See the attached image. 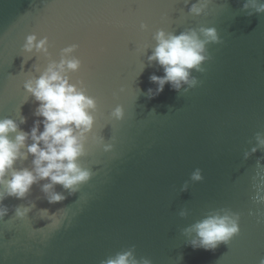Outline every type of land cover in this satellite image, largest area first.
Returning a JSON list of instances; mask_svg holds the SVG:
<instances>
[{
	"label": "water",
	"instance_id": "obj_1",
	"mask_svg": "<svg viewBox=\"0 0 264 264\" xmlns=\"http://www.w3.org/2000/svg\"><path fill=\"white\" fill-rule=\"evenodd\" d=\"M51 2L0 0V119L26 118L20 128L30 132L38 102L24 84L75 46L81 67L67 74L98 102L78 160L92 175L72 193L55 185L67 197L56 204L42 190L47 179L25 199H5L0 264H101L129 249L152 264H260L264 148L255 137L264 133V12L245 9L250 0H205L197 16L190 8L200 0H150L152 14L121 30L61 10L55 23L64 36L49 39L47 55L25 51L27 36L49 35L38 21ZM201 28L217 29L220 42L208 43L209 59L192 70L196 86L176 91L166 84L150 98L148 90L157 87L150 77L164 75L148 59L155 33ZM84 35L90 36L87 55L77 45ZM117 106L123 119L112 116ZM32 160L29 154L15 168L31 170ZM197 169L200 181L192 180ZM17 207L30 211L20 218ZM226 212L238 218V234L215 250L194 249L198 237L185 230Z\"/></svg>",
	"mask_w": 264,
	"mask_h": 264
},
{
	"label": "clouds",
	"instance_id": "obj_2",
	"mask_svg": "<svg viewBox=\"0 0 264 264\" xmlns=\"http://www.w3.org/2000/svg\"><path fill=\"white\" fill-rule=\"evenodd\" d=\"M250 5L256 12H264V0H250V3H245L244 8L247 9ZM206 6L205 0H200L192 4L190 12L193 15H202ZM154 39L156 46L148 59L150 62L158 63L163 68L164 75L150 77L157 85L155 89L148 90L150 98L162 93L166 84H170L176 91L184 89L185 85L189 88L196 86L197 80L192 77V70H202V63L209 59L207 44L220 42L215 28H201L199 33L193 29L179 35L160 30L155 33ZM48 45L47 37L41 39L32 34L26 37L24 50L47 55ZM74 50L75 46L63 49L59 63H50L42 75L24 84L27 92L38 102L34 113L38 119L30 132L20 128V123L27 122L26 118L20 123L11 118L0 119V189H2L0 220L9 213V208L4 204L5 199L8 197L25 199L33 185L40 180L50 181L43 185L42 190L48 202L56 204L67 197L54 191L55 185H62L72 193L92 175L78 163V160L85 154L84 140L86 134L94 127L95 117L92 113L97 110L98 102L95 97L88 95L84 88L71 83L67 73L78 71L81 67V61L72 55ZM112 116L123 119V108L117 106L112 111ZM255 138L258 146L264 148V133L257 132ZM29 139L32 141L30 144ZM24 148H27V152L23 151ZM257 150L254 147L252 152ZM29 154L33 156V168L17 170L16 162L26 159ZM248 155L250 153H245V158ZM202 179L200 169L192 173V180ZM15 211L18 217L24 218L30 209L17 207ZM181 215L186 213L182 212ZM185 232L196 233L198 239L191 241L194 249L212 251L238 234L239 222L238 218L227 212L223 215L214 214L197 222ZM101 264H152V262L147 258L137 260L134 249H129L110 256L101 261ZM260 264H264V259Z\"/></svg>",
	"mask_w": 264,
	"mask_h": 264
},
{
	"label": "snow or ice",
	"instance_id": "obj_3",
	"mask_svg": "<svg viewBox=\"0 0 264 264\" xmlns=\"http://www.w3.org/2000/svg\"><path fill=\"white\" fill-rule=\"evenodd\" d=\"M154 7L150 0H52L47 5L48 12L41 15L38 28L46 31L48 40L55 37L57 40L64 36V32L56 25L55 21L61 10H71L91 20L96 25H105L114 29L130 28L138 17L150 16ZM87 55V46L90 36L81 37ZM79 82L84 83L83 79Z\"/></svg>",
	"mask_w": 264,
	"mask_h": 264
}]
</instances>
